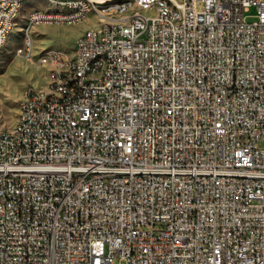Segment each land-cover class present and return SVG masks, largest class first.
I'll list each match as a JSON object with an SVG mask.
<instances>
[{"label":"built area","instance_id":"2783aa9c","mask_svg":"<svg viewBox=\"0 0 264 264\" xmlns=\"http://www.w3.org/2000/svg\"><path fill=\"white\" fill-rule=\"evenodd\" d=\"M20 1L0 0V43ZM57 1L73 17L26 37L131 7ZM174 2L176 23L162 2L81 34L74 71L0 130V264H264V0ZM98 51L110 71L88 73Z\"/></svg>","mask_w":264,"mask_h":264},{"label":"rangeland","instance_id":"374dc122","mask_svg":"<svg viewBox=\"0 0 264 264\" xmlns=\"http://www.w3.org/2000/svg\"><path fill=\"white\" fill-rule=\"evenodd\" d=\"M117 1V0H115ZM46 6L43 0H28L17 18V23L5 45L0 48V130H10L15 125L20 101L30 88L47 89L50 84L51 66L40 63V58L49 51L60 52L64 57L74 56V43L77 35L102 23L95 14L77 24H55L32 27L29 38L25 25L28 15ZM256 9L247 13L248 20L254 21ZM90 28V29H89ZM85 31V32H86ZM83 32V33H85ZM82 33V34H83ZM80 36V35H79ZM30 43L33 61L30 62L18 50ZM32 86V87H31ZM115 264H119L115 262Z\"/></svg>","mask_w":264,"mask_h":264},{"label":"bare ground","instance_id":"6f19581e","mask_svg":"<svg viewBox=\"0 0 264 264\" xmlns=\"http://www.w3.org/2000/svg\"><path fill=\"white\" fill-rule=\"evenodd\" d=\"M28 0L20 1L18 5V10L16 12V21L18 16L20 15L24 4ZM47 4L56 8L55 11H44V10H34L28 16L25 29L27 26L32 25L34 21V16L36 18H50V17H64V18H72L73 17V8L64 4L63 1L57 0H44ZM103 1V0H98ZM162 2L166 6H170L171 12H163V19L166 23H176V19H185V8L179 7V3L174 2V0H154L147 4V0H105L103 2V9H114V8H129V9H122L121 11H114L109 12L108 14H100V19L102 23L99 27L95 29L87 30L84 35H91V33L100 32L102 31V24L105 23L106 25H128L130 19H137L138 16L141 17H153L155 16L158 11L162 10ZM86 13L88 15H84L83 17L75 19L74 22H66V21H55L50 23L49 20H39L35 21V26L39 25H55V24H77L81 22L83 19L88 17L90 14L96 15V5L95 3H88L86 4ZM16 23H12V29L9 31H4L2 33V40L0 43V48H2L5 43L7 42L10 34L12 33ZM32 27H29V31ZM26 35H28V29H26ZM81 38V36L79 37ZM26 53L21 52L22 49L18 50L19 54H23L27 60L30 62L33 59H30L29 53H32V45L30 43L26 44ZM46 56H55L58 59H44L42 61V57ZM65 63V71L66 72H73L74 65H75V56L72 57H64L62 53L49 51L47 54L45 53L40 58V63L44 65H50L53 69L55 67V74H62L63 71V63ZM97 63H101V71H110L112 66V55L106 53V51H98L96 54H90L87 61V72L88 73H95ZM52 69L50 72V84L47 89H37L40 90V97H47L48 92H53L55 90V82H56V75L52 74ZM35 90L32 88L28 89L20 101L19 111H18V118L14 125V130H21L23 127V115H24V104H30L31 101L35 100ZM82 91V84H75L74 85V92H81Z\"/></svg>","mask_w":264,"mask_h":264},{"label":"crops","instance_id":"0c3cea01","mask_svg":"<svg viewBox=\"0 0 264 264\" xmlns=\"http://www.w3.org/2000/svg\"><path fill=\"white\" fill-rule=\"evenodd\" d=\"M44 1V0H43ZM45 2V1H44ZM46 3V2H45ZM35 10H44V11H55L56 10V8L55 7H53V6H51V5H49V4H47L46 3V6H44V7H40V8H38V9H35ZM33 12V11H32ZM30 15V14H29ZM28 15V16H29ZM89 17H87L85 20H87ZM27 20V19H26ZM84 20V21H85ZM84 21H82V22H84ZM39 26H41V25H39ZM100 26V22H97V25H96V27H92V29H95V28H97V27H99ZM35 27H38V26H35ZM90 29V28H89ZM88 30V29H87ZM86 31V30H85ZM85 31H82V32H80L78 35H77V37H76V39H75V43H76V40H77V38H79L80 36H81V34L83 33V32H85ZM80 35V36H79ZM75 43H74V52H75ZM48 88V87H47ZM18 111H19V109L17 110V116H18ZM18 118V117H17ZM17 118H16V120H15V122L17 121Z\"/></svg>","mask_w":264,"mask_h":264}]
</instances>
